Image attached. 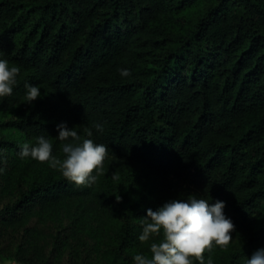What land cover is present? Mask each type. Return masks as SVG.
Wrapping results in <instances>:
<instances>
[{"label": "trees", "instance_id": "trees-1", "mask_svg": "<svg viewBox=\"0 0 264 264\" xmlns=\"http://www.w3.org/2000/svg\"><path fill=\"white\" fill-rule=\"evenodd\" d=\"M0 50L21 68L0 98V264H131L159 239H137L145 209L191 194L235 224L214 264L264 245V0H0ZM60 121L104 123L93 184L17 155L43 134L62 158Z\"/></svg>", "mask_w": 264, "mask_h": 264}, {"label": "clouds", "instance_id": "clouds-1", "mask_svg": "<svg viewBox=\"0 0 264 264\" xmlns=\"http://www.w3.org/2000/svg\"><path fill=\"white\" fill-rule=\"evenodd\" d=\"M20 71V66L10 65L5 52L0 50V98L12 95ZM118 71L122 77L130 75L127 67ZM24 88V102L31 104L41 96V88L34 83L25 81ZM56 128V138L63 141L60 145L62 158L53 152V143L43 134L35 136L34 142L21 141L17 155L47 161L49 167L58 169L64 178L76 185L93 184L107 153V145L94 141L93 128L102 132L104 123L93 122L92 127L83 130V136L66 121H60ZM5 159L0 149V162ZM116 178L113 174V179ZM225 205L223 199L191 194L186 199L172 197L155 208L147 207L139 220L141 230L137 239L140 242L154 236L159 239L149 243L150 255L142 251L132 254L131 264H194V261L214 264L204 253L210 252L214 245L228 246L235 229L232 218L224 211ZM242 264H264V245L255 248Z\"/></svg>", "mask_w": 264, "mask_h": 264}, {"label": "rangeland", "instance_id": "rangeland-1", "mask_svg": "<svg viewBox=\"0 0 264 264\" xmlns=\"http://www.w3.org/2000/svg\"><path fill=\"white\" fill-rule=\"evenodd\" d=\"M18 261H14V260H9V261H6L5 263L3 264H16Z\"/></svg>", "mask_w": 264, "mask_h": 264}, {"label": "built area", "instance_id": "built-area-1", "mask_svg": "<svg viewBox=\"0 0 264 264\" xmlns=\"http://www.w3.org/2000/svg\"><path fill=\"white\" fill-rule=\"evenodd\" d=\"M16 264H25V263H22V262H17Z\"/></svg>", "mask_w": 264, "mask_h": 264}]
</instances>
